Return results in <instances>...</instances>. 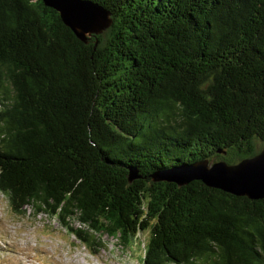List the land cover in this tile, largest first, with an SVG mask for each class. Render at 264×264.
Wrapping results in <instances>:
<instances>
[{"label": "trees", "instance_id": "trees-1", "mask_svg": "<svg viewBox=\"0 0 264 264\" xmlns=\"http://www.w3.org/2000/svg\"><path fill=\"white\" fill-rule=\"evenodd\" d=\"M89 1L112 25L82 42L0 0V193L94 255L147 233L142 264H264V199L153 177L263 149L264 0Z\"/></svg>", "mask_w": 264, "mask_h": 264}, {"label": "rangeland", "instance_id": "rangeland-1", "mask_svg": "<svg viewBox=\"0 0 264 264\" xmlns=\"http://www.w3.org/2000/svg\"><path fill=\"white\" fill-rule=\"evenodd\" d=\"M72 222L81 227L77 220ZM147 235L141 233L129 246L105 235L104 248L94 255L55 217L33 210L18 215L0 193V264H142Z\"/></svg>", "mask_w": 264, "mask_h": 264}, {"label": "water", "instance_id": "water-1", "mask_svg": "<svg viewBox=\"0 0 264 264\" xmlns=\"http://www.w3.org/2000/svg\"><path fill=\"white\" fill-rule=\"evenodd\" d=\"M45 6L61 16L65 26L70 28L82 42L88 37L99 35L112 25L110 12L89 0H43ZM155 181L173 182L185 186L192 181H201L209 188L221 190L237 197L250 200L264 199V147L253 158L229 165L226 162L202 161L170 171L156 173ZM139 178L136 172L130 180Z\"/></svg>", "mask_w": 264, "mask_h": 264}]
</instances>
